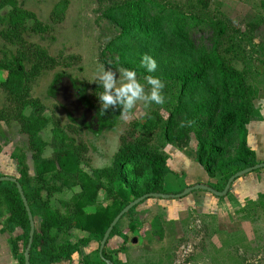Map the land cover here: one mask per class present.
Instances as JSON below:
<instances>
[{
	"label": "trees",
	"instance_id": "trees-1",
	"mask_svg": "<svg viewBox=\"0 0 264 264\" xmlns=\"http://www.w3.org/2000/svg\"><path fill=\"white\" fill-rule=\"evenodd\" d=\"M198 3L202 8H209L208 0H198ZM5 6L10 8L7 14L0 12V35L6 41L18 43L24 48L19 49L10 58L0 59V73L6 72L5 78H0V88L5 91L9 102L8 108L0 109V121L19 122L20 131L28 136L34 164L32 176L25 159L15 156L14 159L19 165L17 181H0V187H6L8 194L5 212L7 217L0 231L9 234L11 251L16 258L13 264H26L25 255L22 256L18 252L19 244L14 245L12 242L17 238L13 235L15 229L20 227L24 231L25 250L30 231L28 213L17 183L24 191L32 214L42 217L40 231H35L30 247V264H53L62 258H70L78 246L90 242V235L99 237V257L98 260H92L84 256L80 259L81 264H125L115 258L106 245L100 252L101 240L116 215L136 198L147 193H163L174 197L175 193H169L164 188L165 177L171 172L168 164L169 154L165 151L166 145L185 148L190 143V134L194 132L199 144L196 160L204 166L210 178L217 174L224 177L222 184L208 183L214 190H223L229 178L236 172L261 162L248 147L247 124L253 114L254 101L259 92L255 85L256 77L264 74L254 68V57L251 54L252 49L254 52L258 48L264 50V44H255L252 34L261 27L264 16L248 21L245 24V32L242 33L224 14L201 15L172 2L128 0L116 4L113 10L120 13L125 21L119 36L120 42L134 40L136 37L141 42L149 43L148 46L166 39L190 43L191 38H195L197 34L210 33L214 39V47L209 53L191 61L178 75L166 78L169 79L168 82L163 80L166 83L164 90H167L164 92L167 98L163 105L169 109L167 119L157 112L155 116H149L140 122L143 128L141 136L129 139L122 135L120 146L111 163L104 167L92 168L91 172H88L83 168V164L89 160L86 142L81 138L77 140L70 137L67 129L61 125L59 117L54 112L49 114L48 107L31 94L32 83L42 70L54 68L59 64V60L46 49L38 46H35V49L27 47L24 32L27 29L46 32L50 26L40 20L33 11L21 7L18 0H0V11ZM63 12L64 7L59 3L52 15L59 16ZM2 26L5 27L1 28ZM241 34H245L247 42L251 43L250 52H247L241 43ZM26 59L31 61L29 68L25 64ZM237 59L242 61V69L234 65ZM261 61L264 65V59ZM210 74L213 76L209 87L212 99L204 105H197L194 116L188 118L183 127L181 124L176 126L174 116L176 113H182L185 98L191 96L196 88L206 85ZM61 77V74H57L49 88L53 97L56 96ZM72 84L79 98L84 100L97 118V129L89 123L85 126L94 132H100L117 122L121 115L118 109L100 112V107L86 98L85 85L76 79H72ZM100 91L102 89L95 83L92 94L96 100V93ZM28 108L30 111L26 113ZM201 115L207 116L206 122L201 120ZM71 119L75 120L72 117ZM189 119L194 121L191 126L187 124ZM49 124L52 125V137L50 141H46L41 132ZM68 127L72 132H78L73 124ZM234 129H237L239 134L238 154L224 160L223 144ZM157 130L159 139L154 141ZM46 146L52 148L50 156L44 155ZM257 170L259 169L253 171ZM75 186L79 187V191L74 192L69 199L62 200L64 211L50 205L49 199L54 193ZM43 190L46 191V197L42 194ZM102 190L108 200L105 205L98 204ZM94 205L95 210H87ZM135 207L126 214L132 212ZM119 221L109 237L118 233ZM72 229L81 230L88 235L82 236L76 243L67 240L64 245L59 244L60 237L70 234ZM36 247L39 250H36Z\"/></svg>",
	"mask_w": 264,
	"mask_h": 264
},
{
	"label": "rangeland",
	"instance_id": "rangeland-1",
	"mask_svg": "<svg viewBox=\"0 0 264 264\" xmlns=\"http://www.w3.org/2000/svg\"><path fill=\"white\" fill-rule=\"evenodd\" d=\"M18 1L21 7L33 11L40 20L50 26L46 32L27 29L24 32L27 47L35 49V46H38L46 49L59 60V64L54 68L42 70L32 83L31 94L48 107L49 114L54 112L59 117L61 125L67 129L70 137L77 140L81 138L86 142L89 160L83 164V168L88 172H91L92 168L104 167L111 163L120 146L122 135L129 139L141 136L143 128L140 122L149 116H155L157 112L167 119L169 109L163 104H150L144 107L142 103H138L132 110L121 114L112 127L94 132L85 126L89 123L97 129L94 112L84 100L78 98L82 104V112L80 116L75 117L56 97L50 95L49 88L57 74L62 75L61 80L68 77L82 82L86 87V98L100 107L92 94L95 84L92 80L101 64L112 67L113 70L117 67L135 69L141 80L145 75H153L168 82L169 79L166 78L178 75L191 61L204 53H209L214 47V39L210 33L197 34L195 38H191L190 43L166 39L148 46L149 43L141 42L136 37L134 40L120 42L119 36L125 21L113 8L116 4L128 0ZM158 1L179 4L201 15L224 14L242 33L245 32V24L248 21L264 16V0H208V9L202 8L198 0ZM59 3L64 7V12L54 16L53 10ZM9 8L5 6L0 12L7 14ZM3 27L5 26L1 28ZM252 35L255 44H264V22ZM240 37L241 43L247 52H250L251 43L247 42L245 34H241ZM23 48L18 43L6 41L0 35V59L10 58ZM142 54H149L156 60L155 72L147 73L140 66ZM251 54L254 57L252 61L254 68L263 73L264 65L261 60L264 59V50L258 48L254 52L252 49ZM25 64L29 68L31 61L26 59ZM234 65L239 69L243 68L242 61L238 59L234 61ZM5 76L6 72L0 73L1 79ZM208 80L206 85L196 88L191 96L185 98L182 113H176L174 116L176 126L193 117L197 105H204L212 99L213 95L209 88L213 82L211 74ZM255 85L258 88L264 85V74L256 77ZM166 91L163 89V93ZM75 95L77 96V93ZM8 106L6 93L0 88V109ZM29 111L28 108L26 113ZM71 117L75 120L73 121ZM200 118L204 122L207 121L206 115H201ZM5 123L0 121V161L4 158L8 165L12 162L11 155L14 158L18 156L25 159L30 165L29 168L33 167L27 136L21 135L15 122H8L7 127ZM17 123L19 124L18 121ZM69 124H73L78 132H72ZM51 130L52 125L49 124L41 132L46 141L51 140ZM158 132L157 130L154 134V141L159 139ZM238 142L239 134L237 129H234L223 144L224 160L238 154ZM198 146L197 136L192 132L189 145L181 149V153L177 154L174 149L167 151L171 154L168 159L169 166L182 172L171 171L166 175L165 191L176 194L196 183H223L224 177L220 174L211 178L209 182H204L207 171L196 160ZM51 153L52 148L47 146L44 155L50 156ZM8 171L9 167L3 166L0 168V176L9 175ZM32 175L34 176V172ZM185 181L190 184L184 188ZM76 191H79L78 186L54 193L49 199L50 205L64 211L62 200L69 199ZM42 194L46 197V191L43 190ZM6 199H8L6 187H0V229L7 217ZM107 202L105 191L102 190L98 204L105 205ZM95 207L90 206L87 210H95ZM33 218L35 231L39 232L42 217L36 214ZM117 229L118 233L109 237L106 247L115 258L125 264H264V193L243 202L235 199L229 192L226 196L220 197L202 189L179 198L151 197L123 216ZM23 233V229L17 227L13 233L17 238L12 241L14 245L19 244L17 248L22 256L25 255ZM86 235L88 234L81 230L72 229L70 234L62 235L58 243L64 245L67 240L76 243ZM99 243L97 235H90V242L87 245L78 246L70 258H62L53 264H81L80 259L84 256L98 260ZM36 250L39 249L36 247ZM15 262L9 234L0 231V264Z\"/></svg>",
	"mask_w": 264,
	"mask_h": 264
},
{
	"label": "clouds",
	"instance_id": "clouds-1",
	"mask_svg": "<svg viewBox=\"0 0 264 264\" xmlns=\"http://www.w3.org/2000/svg\"><path fill=\"white\" fill-rule=\"evenodd\" d=\"M140 66L147 73L156 71V60L149 54H142L140 57ZM94 81L102 89L96 93L100 105V112L109 109H118L121 114L132 110L138 103L144 107L150 104L162 105L165 103L163 89L164 81L159 76L145 75L141 80L138 78L135 69L117 67H106L101 64L97 71ZM194 123L189 119L187 124L191 126ZM184 126V122L181 123Z\"/></svg>",
	"mask_w": 264,
	"mask_h": 264
},
{
	"label": "crops",
	"instance_id": "crops-1",
	"mask_svg": "<svg viewBox=\"0 0 264 264\" xmlns=\"http://www.w3.org/2000/svg\"><path fill=\"white\" fill-rule=\"evenodd\" d=\"M9 122H15V124L18 125L17 126L19 128L18 131H20V124H18L17 121L11 120ZM7 123L8 122L5 123L6 127L8 126ZM247 129H248V135H247L248 147L254 151L256 158L258 160L264 161V85H262L259 88L258 95L254 101V111L250 118L249 123L247 124ZM21 135L27 136L26 134L22 132H21ZM27 139H28V136H27ZM171 145L170 144L166 145L165 147L166 152L167 151L169 152L171 149H174L177 152V154L181 153V149L178 148L179 150L178 151L173 147L174 145L173 146ZM10 160L12 162L8 163L7 165L6 159L3 158L1 160L2 162L0 161V168H2L3 166H8L9 175L15 178H18L19 177L18 162L14 159V157H12V155L10 157ZM170 169L174 173L182 172V170H177V168L170 167ZM32 172H34V166L29 168L30 175H32ZM204 180H205L204 182H209L211 180L208 173H207L206 178H204ZM189 184H190L189 182L185 181L184 188L186 187V185H189ZM260 193H264V168H261L257 171L248 172L247 174L240 176L239 178L234 180L229 190V194L240 202L246 201L249 198H255Z\"/></svg>",
	"mask_w": 264,
	"mask_h": 264
},
{
	"label": "water",
	"instance_id": "water-1",
	"mask_svg": "<svg viewBox=\"0 0 264 264\" xmlns=\"http://www.w3.org/2000/svg\"><path fill=\"white\" fill-rule=\"evenodd\" d=\"M75 93H77V91L75 90L73 84H72V80L68 77L63 78L58 86H57V92H56V98L64 105L67 107V109L71 112V114L75 117L80 116L81 114V102L78 99V93L77 96L75 95ZM95 115V113H94ZM88 119V118H87ZM95 121H97V118H94ZM260 168H264V161L259 162L258 164H256L255 166L252 167H247L245 169H242L238 172H236L234 175H232L227 184L225 185L223 190H214L212 189L208 184H204V183H196L194 185L188 186L187 188H185L183 191L174 194V197H183L186 196L188 194H190L191 192H193L194 190H206L208 192H213L215 195L217 196H226L230 190V186L232 184V182L234 180H236L238 177L247 174L248 172H251L255 169H260ZM3 180H9V181H17V179L15 177L9 176V175H1L0 176V181ZM17 187H18V191L21 195L22 201L25 205V208L27 210L28 213V218H29V222H30V231H29V242H28V246L25 250V262L26 264H30V260H29V254H30V247L32 245V241L34 238V233H35V222H34V218H33V214L31 212L30 206L28 204L27 198L24 194V191L21 187V185L19 183H17ZM169 195L167 194H163V193H147L144 194L138 198H136L135 200H133L132 202H130L129 204H127L114 218V220L111 222L110 226L108 227V229L106 230L102 240H101V244H100V252L101 250L105 247L109 236L114 228V226L117 224V222L120 220V218H122V216H124V214H126L131 208H133L134 206H137L138 204H140L141 202H143V200H146L147 198H151V197H158V198H164L167 197L168 198Z\"/></svg>",
	"mask_w": 264,
	"mask_h": 264
}]
</instances>
